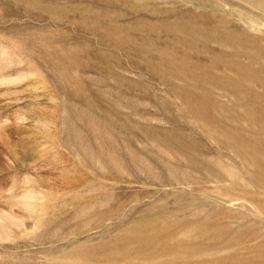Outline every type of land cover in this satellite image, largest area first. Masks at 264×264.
Segmentation results:
<instances>
[{
  "label": "rangeland",
  "instance_id": "374dc122",
  "mask_svg": "<svg viewBox=\"0 0 264 264\" xmlns=\"http://www.w3.org/2000/svg\"><path fill=\"white\" fill-rule=\"evenodd\" d=\"M0 264H264V0H0Z\"/></svg>",
  "mask_w": 264,
  "mask_h": 264
}]
</instances>
